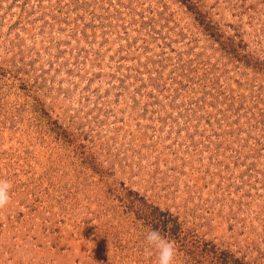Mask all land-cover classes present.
Returning <instances> with one entry per match:
<instances>
[{
  "label": "rangeland",
  "instance_id": "rangeland-1",
  "mask_svg": "<svg viewBox=\"0 0 264 264\" xmlns=\"http://www.w3.org/2000/svg\"><path fill=\"white\" fill-rule=\"evenodd\" d=\"M0 264H264V0H0Z\"/></svg>",
  "mask_w": 264,
  "mask_h": 264
},
{
  "label": "clouds",
  "instance_id": "clouds-1",
  "mask_svg": "<svg viewBox=\"0 0 264 264\" xmlns=\"http://www.w3.org/2000/svg\"><path fill=\"white\" fill-rule=\"evenodd\" d=\"M13 185L10 181L0 179V210L10 203V191ZM144 242L148 250L156 253V264H175V243L160 230L149 228L144 234Z\"/></svg>",
  "mask_w": 264,
  "mask_h": 264
}]
</instances>
